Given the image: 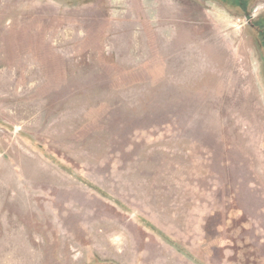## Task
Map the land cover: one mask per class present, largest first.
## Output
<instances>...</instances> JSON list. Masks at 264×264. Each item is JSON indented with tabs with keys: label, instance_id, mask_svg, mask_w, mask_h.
Segmentation results:
<instances>
[{
	"label": "rangeland",
	"instance_id": "rangeland-1",
	"mask_svg": "<svg viewBox=\"0 0 264 264\" xmlns=\"http://www.w3.org/2000/svg\"><path fill=\"white\" fill-rule=\"evenodd\" d=\"M262 13L0 0V264H264Z\"/></svg>",
	"mask_w": 264,
	"mask_h": 264
},
{
	"label": "flooded vegetation",
	"instance_id": "flooded-vegetation-1",
	"mask_svg": "<svg viewBox=\"0 0 264 264\" xmlns=\"http://www.w3.org/2000/svg\"><path fill=\"white\" fill-rule=\"evenodd\" d=\"M240 1L247 2V0H240ZM248 21L251 22L250 19ZM258 25L259 26L255 28L256 34L254 39L256 42L257 51L260 52V59H259L260 71L264 76V13H262Z\"/></svg>",
	"mask_w": 264,
	"mask_h": 264
}]
</instances>
